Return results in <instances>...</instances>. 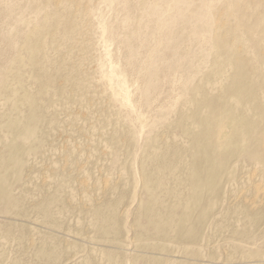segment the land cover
I'll use <instances>...</instances> for the list:
<instances>
[{"label": "rangeland", "instance_id": "374dc122", "mask_svg": "<svg viewBox=\"0 0 264 264\" xmlns=\"http://www.w3.org/2000/svg\"><path fill=\"white\" fill-rule=\"evenodd\" d=\"M0 264H264V0H0Z\"/></svg>", "mask_w": 264, "mask_h": 264}, {"label": "bare ground", "instance_id": "6f19581e", "mask_svg": "<svg viewBox=\"0 0 264 264\" xmlns=\"http://www.w3.org/2000/svg\"><path fill=\"white\" fill-rule=\"evenodd\" d=\"M107 75H109V74L107 73ZM120 78H121V77H120ZM114 91H115V90H114ZM114 95L116 96V95H119V94L114 93ZM132 107H133V106H132ZM132 107H131V108H132ZM134 107H135V106H134ZM137 115H138V114H137ZM140 119H142V118L140 117ZM143 119H144V117H143ZM143 119H142V120H143ZM137 120H138V119H137ZM144 122H145V120H144ZM141 123H142V122H141Z\"/></svg>", "mask_w": 264, "mask_h": 264}]
</instances>
